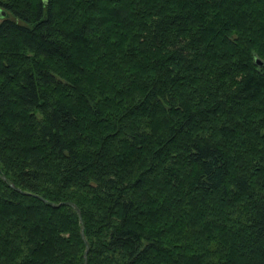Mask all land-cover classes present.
Instances as JSON below:
<instances>
[{
	"label": "trees",
	"instance_id": "16d2710c",
	"mask_svg": "<svg viewBox=\"0 0 264 264\" xmlns=\"http://www.w3.org/2000/svg\"><path fill=\"white\" fill-rule=\"evenodd\" d=\"M6 13L0 264H264V0Z\"/></svg>",
	"mask_w": 264,
	"mask_h": 264
},
{
	"label": "water",
	"instance_id": "95a60500",
	"mask_svg": "<svg viewBox=\"0 0 264 264\" xmlns=\"http://www.w3.org/2000/svg\"><path fill=\"white\" fill-rule=\"evenodd\" d=\"M257 62H259V59H257ZM0 178L5 181L9 186L13 187V183L11 182V180H9L8 178L5 177V175L3 174V172L1 171L0 169ZM16 190H19L18 188H15ZM24 194H27V192H23ZM50 206L54 207V208H59L61 205H67V206H71L73 207L76 215L78 216L79 218V222L81 223V226H80V236H81V239L84 241L85 243V251H84V264H87V253H88V250H89V244L86 242L85 240V236H84V233H83V225H82V220H81V216H80V213L78 211V209L73 206L72 204L70 203H60V204H53V203H50L49 204Z\"/></svg>",
	"mask_w": 264,
	"mask_h": 264
},
{
	"label": "rangeland",
	"instance_id": "374dc122",
	"mask_svg": "<svg viewBox=\"0 0 264 264\" xmlns=\"http://www.w3.org/2000/svg\"><path fill=\"white\" fill-rule=\"evenodd\" d=\"M5 17H7V18H13V16H12L10 13H6L5 16H0V20H1L2 18H5Z\"/></svg>",
	"mask_w": 264,
	"mask_h": 264
}]
</instances>
